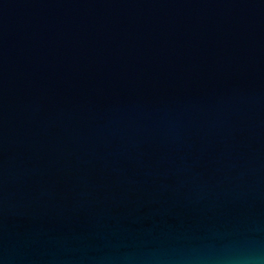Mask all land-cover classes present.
Wrapping results in <instances>:
<instances>
[{"label": "water", "instance_id": "obj_1", "mask_svg": "<svg viewBox=\"0 0 264 264\" xmlns=\"http://www.w3.org/2000/svg\"><path fill=\"white\" fill-rule=\"evenodd\" d=\"M0 264H264V0H0Z\"/></svg>", "mask_w": 264, "mask_h": 264}]
</instances>
